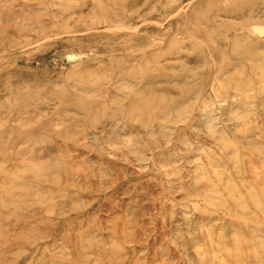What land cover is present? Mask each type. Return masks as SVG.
Masks as SVG:
<instances>
[{
  "label": "rangeland",
  "instance_id": "obj_1",
  "mask_svg": "<svg viewBox=\"0 0 264 264\" xmlns=\"http://www.w3.org/2000/svg\"><path fill=\"white\" fill-rule=\"evenodd\" d=\"M0 264H264V0H0Z\"/></svg>",
  "mask_w": 264,
  "mask_h": 264
},
{
  "label": "bare ground",
  "instance_id": "obj_2",
  "mask_svg": "<svg viewBox=\"0 0 264 264\" xmlns=\"http://www.w3.org/2000/svg\"><path fill=\"white\" fill-rule=\"evenodd\" d=\"M179 1V0H178ZM135 12V11H134ZM155 60V59H154Z\"/></svg>",
  "mask_w": 264,
  "mask_h": 264
}]
</instances>
